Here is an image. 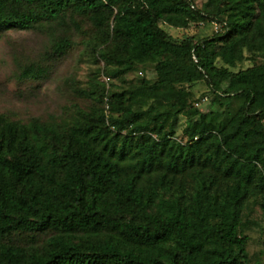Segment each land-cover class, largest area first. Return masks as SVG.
Instances as JSON below:
<instances>
[{"label": "trees", "instance_id": "trees-1", "mask_svg": "<svg viewBox=\"0 0 264 264\" xmlns=\"http://www.w3.org/2000/svg\"><path fill=\"white\" fill-rule=\"evenodd\" d=\"M209 6L218 29L198 40L159 25L204 22ZM68 11L94 23L110 75L151 63L154 76L101 92L107 113L0 114V264H246L250 195L264 215V63L231 67L264 56V0H0V34ZM201 79L217 107L194 108L178 135ZM177 178L191 189L166 195Z\"/></svg>", "mask_w": 264, "mask_h": 264}, {"label": "rangeland", "instance_id": "rangeland-1", "mask_svg": "<svg viewBox=\"0 0 264 264\" xmlns=\"http://www.w3.org/2000/svg\"><path fill=\"white\" fill-rule=\"evenodd\" d=\"M195 7H201L205 0H192ZM209 6L208 17L204 22H190L185 27H177L160 22L159 25L175 38L191 36L198 40L211 35L218 29L212 18L218 14ZM223 18L226 13L219 11ZM94 23L85 14L66 12L59 19L44 22L41 27L10 28L0 34V114L6 118L27 122L32 117L40 120L59 122L78 110L94 112L105 106L96 99L101 92L126 88L137 84L141 79L152 80L154 76L151 63L138 65L134 70L113 76L108 65L100 56L103 44L95 45ZM65 41L62 51L56 50L58 41ZM247 56L232 70L243 69L254 63H264V56L255 53ZM218 64H221L219 62ZM44 67V71L22 75L24 68ZM193 101L190 109L178 118L177 134L184 130L196 116L190 112L197 108L207 111L217 107L212 103V92L205 79L191 85ZM197 101V103H196ZM242 99L233 100V107H239ZM183 140V139H182ZM189 191L191 183L183 178L175 179L172 188L165 194L179 189ZM259 195L252 194L245 201L241 213V231L247 236L246 264H264V215L259 204ZM22 235L15 234L13 240L21 243ZM37 238L36 245L41 244Z\"/></svg>", "mask_w": 264, "mask_h": 264}]
</instances>
